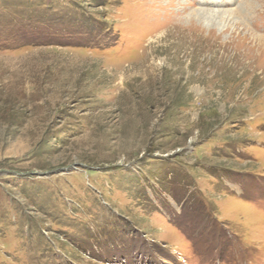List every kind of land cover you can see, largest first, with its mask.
Here are the masks:
<instances>
[{"label":"rangeland","instance_id":"374dc122","mask_svg":"<svg viewBox=\"0 0 264 264\" xmlns=\"http://www.w3.org/2000/svg\"><path fill=\"white\" fill-rule=\"evenodd\" d=\"M0 264H264V0H0Z\"/></svg>","mask_w":264,"mask_h":264}]
</instances>
